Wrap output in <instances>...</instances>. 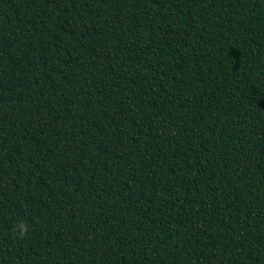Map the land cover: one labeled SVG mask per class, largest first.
<instances>
[{"label":"trees","instance_id":"trees-1","mask_svg":"<svg viewBox=\"0 0 264 264\" xmlns=\"http://www.w3.org/2000/svg\"><path fill=\"white\" fill-rule=\"evenodd\" d=\"M0 264H264V0H0Z\"/></svg>","mask_w":264,"mask_h":264},{"label":"clouds","instance_id":"clouds-1","mask_svg":"<svg viewBox=\"0 0 264 264\" xmlns=\"http://www.w3.org/2000/svg\"><path fill=\"white\" fill-rule=\"evenodd\" d=\"M18 231H19V235L22 237L27 233L28 228L26 225L21 224L18 226Z\"/></svg>","mask_w":264,"mask_h":264}]
</instances>
